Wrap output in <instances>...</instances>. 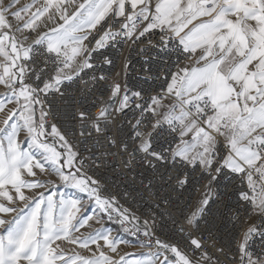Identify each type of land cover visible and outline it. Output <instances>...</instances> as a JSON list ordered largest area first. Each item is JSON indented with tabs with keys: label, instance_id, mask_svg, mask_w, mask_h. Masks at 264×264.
Wrapping results in <instances>:
<instances>
[{
	"label": "built area",
	"instance_id": "1",
	"mask_svg": "<svg viewBox=\"0 0 264 264\" xmlns=\"http://www.w3.org/2000/svg\"><path fill=\"white\" fill-rule=\"evenodd\" d=\"M146 5L114 2L71 74L63 44L32 29L12 35L8 88L31 93L41 131L68 149L80 190L139 248L168 264L178 253L194 264H264V132L245 141L254 159L244 163L210 96L169 94L173 74L196 52L153 47L161 37L146 31ZM188 128L202 129L191 156L183 153Z\"/></svg>",
	"mask_w": 264,
	"mask_h": 264
},
{
	"label": "rangeland",
	"instance_id": "2",
	"mask_svg": "<svg viewBox=\"0 0 264 264\" xmlns=\"http://www.w3.org/2000/svg\"><path fill=\"white\" fill-rule=\"evenodd\" d=\"M119 1L0 0V169L9 174L13 173L10 180L5 178L3 181L15 185L23 204L33 205L32 222L27 223V226L33 225V220H37L38 224L43 225L48 234L55 238L68 237L71 246H74L72 251H88L105 256L113 249L114 241L129 239L128 236L122 229L105 220L100 201L86 197L80 190L78 178L69 166L68 149L56 140L54 145L42 140L40 114L33 103L32 95L30 92H14L8 88L6 75L9 69L3 67V62L10 59L12 62V35H24L28 29H32L37 36L49 39L53 46L63 44L67 48L71 64L65 72L73 73L79 66V53L87 33L106 10ZM133 2L139 4L140 0ZM208 2L213 5L206 10L204 8ZM200 3L205 14L217 16L219 23L225 17H236L241 12L238 3L230 4L231 9L228 4H223V0H200ZM196 52L200 59L201 52ZM234 58L236 60V55ZM240 69L242 71L237 73V79L246 80L247 84L252 86L248 81L252 73L244 68ZM222 70L227 71L229 68ZM209 79H212V76L204 74L194 78L203 86V92L212 96L218 105L219 111L214 119L226 117L230 120L232 129L229 131V137L232 144L241 155L240 160L249 162L253 155L248 152L245 141L264 132L262 123L252 113L253 100H227L216 97L205 90ZM173 105L167 104L170 109ZM177 109L178 115L186 121L187 117L180 106H177ZM194 134L189 128L184 133L187 147L183 153L186 156L192 155L196 147L197 142L192 141ZM62 206H68L69 212L61 211ZM129 251L148 260L146 264H168L162 257L151 256L134 242ZM178 259V264H194L181 253H178Z\"/></svg>",
	"mask_w": 264,
	"mask_h": 264
},
{
	"label": "crops",
	"instance_id": "3",
	"mask_svg": "<svg viewBox=\"0 0 264 264\" xmlns=\"http://www.w3.org/2000/svg\"><path fill=\"white\" fill-rule=\"evenodd\" d=\"M74 1L78 0H72ZM232 3H238L241 12L236 17H225L221 23L218 22L217 16L205 14L204 9L208 10L207 8L197 13L206 23L214 22V24L211 29L201 30L188 38V44L195 52H201V58L198 59V52H196L194 61L185 63L177 70V82L175 81L176 84L174 82L171 92L181 101L204 95L203 86L194 78L199 74L211 75L212 79L207 80L205 90L227 100L252 99V113L262 123V129H264V96L260 91L264 89V0H223V4H228L229 9ZM242 10L245 16H242ZM206 50H211V54L205 58ZM222 68H229V70L225 71ZM240 68L252 73L248 80L252 86L247 84L246 80L237 79V73L242 71ZM10 173L0 169V234L7 232V228L3 226L4 221H10L9 226H12L16 224L20 216L26 217L27 220L21 222L16 228L12 243L5 239L4 248L0 250V264L10 260L13 254H16L15 264H30L32 261L35 264L148 263V260L129 251L133 242L130 239L114 241L113 249L107 252L106 256L95 255L88 251H72L74 246H71L68 237L55 238L48 234L45 227L39 225L37 220H33V225L27 226V223L32 222L33 205L23 204L15 185L12 186L3 181L5 178L11 179L13 173ZM14 176L17 177L16 173ZM13 209L16 211L14 212ZM61 211L69 212V207L62 206ZM25 237L27 242L21 250L19 241Z\"/></svg>",
	"mask_w": 264,
	"mask_h": 264
},
{
	"label": "snow or ice",
	"instance_id": "4",
	"mask_svg": "<svg viewBox=\"0 0 264 264\" xmlns=\"http://www.w3.org/2000/svg\"><path fill=\"white\" fill-rule=\"evenodd\" d=\"M203 5L200 0H147V5L143 9L146 13L144 19L146 21V31L151 34L156 32L160 34V40L153 47L158 51L166 52L171 50L169 46L179 47L187 54L188 38L194 33L201 30L211 29L213 24L206 23L197 13ZM175 21V23H173ZM211 54V50H206L205 58ZM187 71L186 69L184 70ZM175 82V74L173 75ZM261 95L264 96V89H261ZM218 178V177H217ZM59 187V186H57ZM15 212L16 210L13 209ZM27 218L20 216L16 220V224L9 226L10 221H4L3 226L7 228L5 234H0V250L4 248L5 239L9 243L14 241V232L21 222ZM27 231V230H25ZM27 242V237L19 241V248L23 250ZM247 252V247H245ZM15 255L10 260L3 261V264H15ZM30 264H35L34 261Z\"/></svg>",
	"mask_w": 264,
	"mask_h": 264
},
{
	"label": "bare ground",
	"instance_id": "5",
	"mask_svg": "<svg viewBox=\"0 0 264 264\" xmlns=\"http://www.w3.org/2000/svg\"><path fill=\"white\" fill-rule=\"evenodd\" d=\"M113 1V0H112ZM132 1H134V0H132ZM111 2V1H110ZM81 30H83V29H81ZM37 35V34H36ZM79 42V41H78ZM77 42V43H78ZM79 58H80V56H79ZM190 61H192V60H190ZM189 61V62H190ZM79 62V65H80V63H81V59H80V61H78ZM184 65V64H183ZM182 66V65H181ZM180 66V67H181ZM79 67V66H78ZM179 67V68H180ZM178 68V69H179ZM177 69V70H178ZM177 70H176V72L174 73L175 74V81H176V78H177ZM173 74V75H174ZM172 84V85H171ZM173 84H174V82H173V76H172V78H171V82H170V84H169V87H168V90H169V94L171 95V96H175V95H173L172 93H171V90H172V87H173ZM171 87V88H170ZM171 96H169V97H171ZM208 96H210V95H208ZM176 97V96H175ZM211 98H212V96H210ZM180 101H181V99L180 98H178ZM213 99V98H212ZM214 100V99H213ZM215 101V100H214ZM178 112V111H177ZM186 116V115H185ZM185 122H187V123H189V121H188V117H187V120L185 121ZM199 130H202V129H199V128H196V129H194V131H192L191 133L192 134H194L195 132H197V131H199ZM183 142L184 143H186V140H185V138H184V136H183ZM241 151V150H240ZM245 153V152H244ZM193 154V153H192ZM191 156V155H190ZM236 156H240L241 157V155H239V152H236ZM247 157V156H246ZM241 159V158H240ZM243 162V161H242ZM245 163V162H244Z\"/></svg>",
	"mask_w": 264,
	"mask_h": 264
},
{
	"label": "trees",
	"instance_id": "6",
	"mask_svg": "<svg viewBox=\"0 0 264 264\" xmlns=\"http://www.w3.org/2000/svg\"><path fill=\"white\" fill-rule=\"evenodd\" d=\"M42 136H43L42 140H44V142H49V143H52L54 145L55 139L47 137L43 132H42Z\"/></svg>",
	"mask_w": 264,
	"mask_h": 264
}]
</instances>
